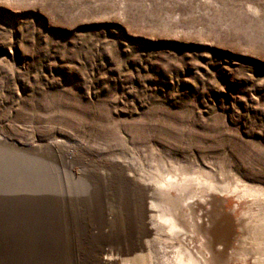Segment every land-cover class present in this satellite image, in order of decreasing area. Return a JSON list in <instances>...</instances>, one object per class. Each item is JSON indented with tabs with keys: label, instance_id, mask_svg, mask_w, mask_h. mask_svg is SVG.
I'll return each mask as SVG.
<instances>
[{
	"label": "rangeland",
	"instance_id": "374dc122",
	"mask_svg": "<svg viewBox=\"0 0 264 264\" xmlns=\"http://www.w3.org/2000/svg\"><path fill=\"white\" fill-rule=\"evenodd\" d=\"M213 224L264 264V0H0V264H181Z\"/></svg>",
	"mask_w": 264,
	"mask_h": 264
},
{
	"label": "bare ground",
	"instance_id": "6f19581e",
	"mask_svg": "<svg viewBox=\"0 0 264 264\" xmlns=\"http://www.w3.org/2000/svg\"><path fill=\"white\" fill-rule=\"evenodd\" d=\"M207 184L210 189H215V187L211 184V182ZM167 187L173 188L174 184L172 182H168ZM166 191L168 190L159 192L162 197L160 196L158 198L159 200L158 202L157 200L155 201V199H157V197H155V199L151 202V206L154 207L156 210H158L157 217L163 224L167 225L168 230L177 234L181 231H184V227L182 225V220H181L182 218L173 217V216L171 217L169 215L167 216L164 213V210L161 207L163 201L161 200L163 199V195ZM212 226L213 227H210L207 229L205 228L206 229L204 233L205 239L202 237L205 241H203L202 244L200 243L201 244L199 248L200 250L198 249L197 251L195 250L194 252L193 249H191L189 246H184L178 249L176 259L179 263L181 264H215V225L213 224ZM198 229L202 230V227L200 226ZM262 233L264 234V227H263ZM166 264H169V263H166Z\"/></svg>",
	"mask_w": 264,
	"mask_h": 264
}]
</instances>
